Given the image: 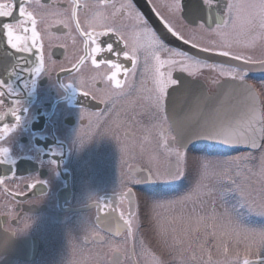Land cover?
Masks as SVG:
<instances>
[{"label":"flooded vegetation","instance_id":"1","mask_svg":"<svg viewBox=\"0 0 264 264\" xmlns=\"http://www.w3.org/2000/svg\"><path fill=\"white\" fill-rule=\"evenodd\" d=\"M172 2L24 0L30 24L14 35L2 25L21 19L20 0H0V11L13 8L12 17L0 18V161L10 160L0 162V264H264L262 251L232 261L199 249L196 185L185 181V168L168 174L167 164L177 161L168 153L162 166V142L185 157L241 150L177 144L166 110L154 106L155 69L156 56L180 57L152 43L122 6L131 3L164 48L209 60L211 67L194 76L164 64L160 71L170 70L175 85L176 74L188 76L210 96L232 100V90L220 85L242 83L233 78L241 72L258 95L263 126L264 28L254 19L246 33L231 29L234 5L250 0H206L211 8L181 0L175 16ZM165 22L184 39L230 55L200 56ZM136 166L154 181L140 182ZM256 191L262 209L245 192L241 205L262 220L264 183Z\"/></svg>","mask_w":264,"mask_h":264},{"label":"rangeland","instance_id":"2","mask_svg":"<svg viewBox=\"0 0 264 264\" xmlns=\"http://www.w3.org/2000/svg\"><path fill=\"white\" fill-rule=\"evenodd\" d=\"M162 152L163 166L169 158L168 149L163 142ZM262 152L264 146L258 152L236 151L226 154L227 156L211 157L206 152L186 155L185 181L196 185L200 250L214 249L216 255L223 253L232 261H240L251 252L264 253V239L255 233L258 228L256 223L258 220V225L260 221L264 223V217L262 220L258 219L249 206L241 205L245 192L247 202L262 209L257 199L263 195L256 191L259 183H264ZM237 157L240 159H236ZM205 162L209 164L206 172L200 167ZM220 189L226 190L222 198L217 195ZM165 237L167 235L163 236Z\"/></svg>","mask_w":264,"mask_h":264},{"label":"snow or ice","instance_id":"3","mask_svg":"<svg viewBox=\"0 0 264 264\" xmlns=\"http://www.w3.org/2000/svg\"><path fill=\"white\" fill-rule=\"evenodd\" d=\"M204 3L209 8L212 7L208 3H206V0H204ZM122 7L127 9L130 15H134L137 18V20L141 21V23L143 24V32L146 35H150L152 43L159 45V47L162 50L168 52L170 56L180 57V59H169L167 61H163L159 58V56H156L157 67L155 69V72H156L155 81H156L157 87L155 89L154 106L158 110L164 111L166 101H167L168 89L170 88V86L175 85L177 81L173 79L172 73L170 70L165 75L164 72L160 71V68L164 64L167 63L168 65H170V67L178 66L179 71L186 73L188 76H194L196 75V72L198 70L202 68H206V67H211V65L208 62L209 60L191 55L188 52L164 48V46L160 44V41L156 37L155 33H153L152 30L148 28L146 24L143 23L141 19V14L132 7L131 3H128L127 5H123ZM169 10L173 16H175L177 13L180 14L181 13V0H173V2L169 5ZM12 16H13V8H12V11L7 12V13L0 11V18H8ZM26 16H27V13L25 11L24 0H20L19 17L21 19L16 23H4L2 25L4 33L12 32L15 35L16 33H19L22 28L28 27L27 25L30 24V21H28L25 18ZM254 19H258L260 22V27L264 28V0H250V2L248 3L235 4L234 5V18L231 24V29L233 31H239V32L246 33L248 27L251 25ZM164 26L167 29V31L170 32L173 36H175L177 39H182L185 44H191V48L196 49L197 52L199 53H205L209 55L214 54L217 56H224V57H228L230 55L229 51H219V52L212 53V50H210L211 46L198 45L195 42H192L188 39H184L183 36L174 29V27L171 25L170 22H165ZM197 27L210 28L211 25L206 27L204 24H200ZM116 31L118 32L119 29H116ZM6 39H7V36H6ZM11 43L14 44V41H11ZM134 50H135V46H134ZM233 58L237 60L241 59V57L238 55L234 56ZM245 63H252V61L246 60ZM259 63L262 67H264V61H260ZM38 70L39 69H36V71ZM228 71L231 72L235 70L229 69ZM233 78L234 79L239 78L240 81L243 83V75L241 72H236ZM32 83H35V81H32ZM244 86H245V92L248 94L249 99L253 102V108H254V103L257 98L256 93L254 89L252 87H249L247 84H244ZM8 89L10 92L14 91V89H12L11 84L8 85ZM196 110L197 109L194 108L190 112L183 115L182 117L174 120L173 126H175V128L178 131L190 130L191 132H194L197 136H201L209 140L219 141L227 145H236V144L243 143V144L250 145L254 149L264 146L258 142L255 135L237 136L234 132L230 131L228 128L224 127L223 125H219V124L208 122V121H201L200 119L195 117ZM13 115L15 116V119L18 123V118L16 117L14 112H13ZM193 125L194 127H192ZM12 127L15 128L16 125H13ZM4 131H8V126H5ZM260 140H264V127L261 128ZM7 152H8V149H5L3 151V154ZM168 153L169 155H174L177 161L175 165L170 164L172 170L178 171L179 175H181L184 171V167H183V162L185 160L184 152L180 151V149L178 148H171V149H168ZM261 158L262 160H264V152L261 153ZM236 159H240V158L237 157ZM9 161L10 160H4L0 162H9ZM200 167L204 169L206 172L207 168L209 167V164L205 162L201 164ZM28 186L29 185H26V187ZM199 188H200V185L198 186V189ZM209 191H211V189H209ZM225 192L226 190L220 189L218 190L217 195L222 198ZM261 238L264 239V234H261ZM245 264H248V262L245 261Z\"/></svg>","mask_w":264,"mask_h":264},{"label":"water","instance_id":"4","mask_svg":"<svg viewBox=\"0 0 264 264\" xmlns=\"http://www.w3.org/2000/svg\"><path fill=\"white\" fill-rule=\"evenodd\" d=\"M195 53H198L200 56H207L205 53H199L197 51H195ZM175 78L178 80V84L168 89L165 110L172 131L177 137V144L180 147L188 148L190 145L200 144L228 150L255 151L260 148L254 149L250 145L243 143L227 145L219 141L197 136L190 130L178 131L175 126H173L174 120L196 108L195 117L201 121L223 125L230 131L234 132L237 136L255 135L258 142L262 144L260 135L261 128L264 127L263 117L256 92L257 98L253 108V102L245 92V83L238 84L230 80L223 82V84L220 85V88L231 89V96H235V99L228 100L226 98H220V96H223L222 92L219 95V98L218 94L215 97L210 96L207 93L206 86L201 81L191 79L188 76H181L179 74H176ZM248 86L251 87L250 85ZM239 93L241 94V100H239ZM192 127H194V125ZM170 164L175 165L173 162L167 164L168 174H172L173 172ZM134 174L142 183L154 181L147 170L141 169L138 166L135 167Z\"/></svg>","mask_w":264,"mask_h":264},{"label":"clouds","instance_id":"5","mask_svg":"<svg viewBox=\"0 0 264 264\" xmlns=\"http://www.w3.org/2000/svg\"><path fill=\"white\" fill-rule=\"evenodd\" d=\"M0 131H2V129H0Z\"/></svg>","mask_w":264,"mask_h":264}]
</instances>
